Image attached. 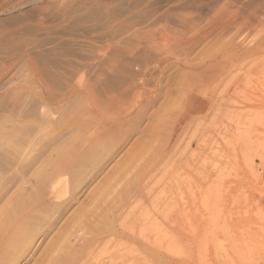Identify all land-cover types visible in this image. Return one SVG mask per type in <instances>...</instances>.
<instances>
[{
	"label": "rangeland",
	"instance_id": "obj_1",
	"mask_svg": "<svg viewBox=\"0 0 264 264\" xmlns=\"http://www.w3.org/2000/svg\"><path fill=\"white\" fill-rule=\"evenodd\" d=\"M249 17L264 0H0V264H264V143L212 105Z\"/></svg>",
	"mask_w": 264,
	"mask_h": 264
},
{
	"label": "bare ground",
	"instance_id": "obj_2",
	"mask_svg": "<svg viewBox=\"0 0 264 264\" xmlns=\"http://www.w3.org/2000/svg\"><path fill=\"white\" fill-rule=\"evenodd\" d=\"M228 4L231 3L228 1ZM224 6L218 7L217 13H214V20H216L214 23L220 30H227L230 27L234 29V22H238L237 19L240 22L241 19L236 17L237 19L234 20L232 11ZM250 20L244 23V27L249 30L251 36L248 42L244 39L235 46L236 41L233 39H226L227 41L221 39L216 44L213 54L212 105L216 123L221 132H227L238 144H263L264 18L255 20L252 18L254 22ZM258 27L260 31L256 30ZM222 34L220 32V35Z\"/></svg>",
	"mask_w": 264,
	"mask_h": 264
}]
</instances>
